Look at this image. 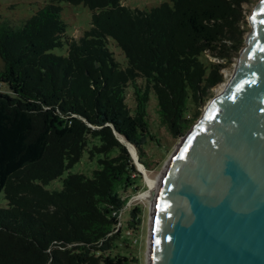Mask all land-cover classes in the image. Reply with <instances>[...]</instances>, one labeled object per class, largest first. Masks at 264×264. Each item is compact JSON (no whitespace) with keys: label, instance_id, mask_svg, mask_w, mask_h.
Here are the masks:
<instances>
[{"label":"trees","instance_id":"1","mask_svg":"<svg viewBox=\"0 0 264 264\" xmlns=\"http://www.w3.org/2000/svg\"><path fill=\"white\" fill-rule=\"evenodd\" d=\"M56 1L93 12L82 37L66 36L57 4L19 24L0 16V90L10 91H0V264H138L118 250L126 202L116 187L142 175L115 133L144 164L154 95L161 124L182 139L225 80L224 65L212 58L225 61L244 47L242 7L251 0H172L150 11L121 0ZM111 40L126 65L115 59ZM65 45L66 57L52 53ZM94 140L100 145L92 155H105L102 169L47 190ZM138 213L136 207L130 230L141 223Z\"/></svg>","mask_w":264,"mask_h":264},{"label":"water","instance_id":"2","mask_svg":"<svg viewBox=\"0 0 264 264\" xmlns=\"http://www.w3.org/2000/svg\"><path fill=\"white\" fill-rule=\"evenodd\" d=\"M249 24L231 79L163 175L148 264H264V0Z\"/></svg>","mask_w":264,"mask_h":264},{"label":"rangeland","instance_id":"3","mask_svg":"<svg viewBox=\"0 0 264 264\" xmlns=\"http://www.w3.org/2000/svg\"><path fill=\"white\" fill-rule=\"evenodd\" d=\"M259 1L260 0H251L242 7L243 14L246 18L245 23L243 24V29L246 31V36L251 31L249 17L251 16ZM164 3L172 5V0H121V4L123 6L131 9H139L142 11H150L154 8L160 7ZM48 4H57L62 7V19L67 25L66 36L71 38H80L86 31L90 29L93 12L88 7L82 4L73 5L66 2L58 3L56 0H0V16L5 19L15 21L19 24L21 21L32 17L36 12ZM109 49L112 53H114L117 62L122 65L127 64V59L124 52L115 41L111 40ZM52 53L60 57H66L68 55L67 46L65 45L63 48H57L53 50ZM238 57L239 54L225 61L211 57L213 61L224 65L222 73L224 74L225 80L221 85L212 90L209 100L200 108L201 115L199 119L203 116V113L205 112L209 102L218 93H221L224 90L226 84L231 79L237 64ZM0 91L4 93H10L7 87H3ZM127 103L131 108L134 107L132 97L127 99ZM199 119H197L196 122ZM147 121L150 125L151 137L148 136L146 143H144L147 156L142 158V162L149 166H146L141 162L139 163L140 158L138 151L136 152L134 147L128 144L129 149L134 154L135 168L139 173H141L142 179H131L128 184L129 186L124 187V184H118L116 187V194L121 195L126 202L120 211V224L116 231V233L119 231L122 233V237L119 238L121 240L118 242L120 245L118 250L123 255H128L130 258L136 257L138 259V264H148L149 262V235L153 205L149 200L141 198L142 195H145L150 191V186L147 183L146 175H148L151 179L160 180L161 175L166 170L169 162L177 150L180 141L182 140L173 139L167 128L161 124L157 100L154 95L151 96V101L147 106ZM94 145L99 146L100 141L94 140L84 152L79 163L65 171L61 178L56 179L55 181L46 185L45 188L49 191L62 190L64 179L68 178L70 175L80 174L88 178H92L95 171L102 169L100 160L105 158V155L101 154L92 155L91 150ZM117 154L118 152L114 151L111 153L110 157H115ZM137 165L142 172L138 170ZM2 203L5 205L6 201L2 199ZM136 207L139 208L137 217L140 219L141 223L137 226V230H130L129 222H131L134 217L133 210ZM119 251H114V254L118 253Z\"/></svg>","mask_w":264,"mask_h":264},{"label":"bare ground","instance_id":"4","mask_svg":"<svg viewBox=\"0 0 264 264\" xmlns=\"http://www.w3.org/2000/svg\"><path fill=\"white\" fill-rule=\"evenodd\" d=\"M121 141H123L124 143H126L128 145V143L126 141H124V138L119 137ZM166 171V170H165ZM165 171L163 172V174L161 175L160 180H155V179H151L148 175H146L147 178V183L150 186V191L148 193H146L145 195H142V199L145 200H149L153 207H152V220H151V224L153 222V216H154V211H155V207L157 205V195H158V191L162 182V178L163 175L165 173Z\"/></svg>","mask_w":264,"mask_h":264}]
</instances>
